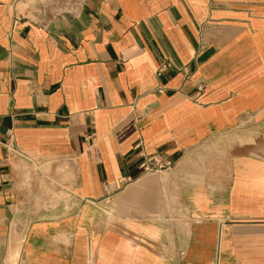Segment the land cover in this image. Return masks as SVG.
I'll list each match as a JSON object with an SVG mask.
<instances>
[{"label":"crops","instance_id":"obj_1","mask_svg":"<svg viewBox=\"0 0 264 264\" xmlns=\"http://www.w3.org/2000/svg\"><path fill=\"white\" fill-rule=\"evenodd\" d=\"M0 264H264V0H0Z\"/></svg>","mask_w":264,"mask_h":264},{"label":"built area","instance_id":"obj_2","mask_svg":"<svg viewBox=\"0 0 264 264\" xmlns=\"http://www.w3.org/2000/svg\"><path fill=\"white\" fill-rule=\"evenodd\" d=\"M166 66L161 68V71ZM173 167L171 161L161 157L158 154L151 155V156H144L143 161L140 164V168L144 175H155L159 174L165 170H169Z\"/></svg>","mask_w":264,"mask_h":264},{"label":"rangeland","instance_id":"obj_3","mask_svg":"<svg viewBox=\"0 0 264 264\" xmlns=\"http://www.w3.org/2000/svg\"><path fill=\"white\" fill-rule=\"evenodd\" d=\"M55 191V190H54Z\"/></svg>","mask_w":264,"mask_h":264}]
</instances>
